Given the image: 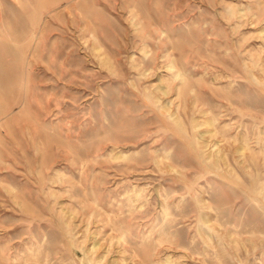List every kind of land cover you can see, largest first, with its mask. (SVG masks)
<instances>
[{
  "label": "rangeland",
  "instance_id": "rangeland-1",
  "mask_svg": "<svg viewBox=\"0 0 264 264\" xmlns=\"http://www.w3.org/2000/svg\"><path fill=\"white\" fill-rule=\"evenodd\" d=\"M263 126L264 0H0V264H264Z\"/></svg>",
  "mask_w": 264,
  "mask_h": 264
},
{
  "label": "bare ground",
  "instance_id": "bare-ground-1",
  "mask_svg": "<svg viewBox=\"0 0 264 264\" xmlns=\"http://www.w3.org/2000/svg\"><path fill=\"white\" fill-rule=\"evenodd\" d=\"M34 25V30L31 32V35H30V38L29 39H31V40H33L37 35V33H36V30H35V27H36V24H33ZM93 32L95 33V30H93ZM97 38V37H96ZM143 48V47H142ZM32 50H33V48H32ZM93 50L95 51V53H96V55L100 58V60H102L104 63H106V64H108L109 66H111L110 65V63H109V59L105 56V54L104 53H102L101 52V50H102V46L100 45V44H98V43H94V46H93ZM144 52L145 53H149V50H146V49H144ZM143 54V53H142ZM144 55V54H143ZM146 56V55H145ZM151 57V56H150ZM135 58V57H134ZM150 59V58H149ZM136 60V59H135ZM250 61H252V60H250ZM151 62V61H150ZM256 62V60L254 61V63ZM241 63V62H240ZM243 63V62H242ZM258 63V62H257ZM150 64V63H149ZM256 64V63H255ZM136 65V64H135ZM142 65V64H141ZM242 65V64H241ZM244 66H245V64H244ZM257 66V65H256ZM168 67L169 68H173V67H175V61H171L169 64H168ZM148 68V67H147ZM245 69H246V67H244ZM254 68V67H253ZM260 67H258V69H259ZM143 69V68H142ZM173 70V69H172ZM171 70V71H172ZM261 70V69H260ZM259 70V71H260ZM168 71V70H167ZM170 71V72H171ZM177 71V70H176ZM175 71V72H176ZM252 71V70H251ZM255 70H253V72H254ZM257 73V72H256ZM261 73V72H260ZM171 74H172V72H171ZM176 74V76H180L181 75V73H175ZM138 75V74H137ZM142 75L143 76H147V73H146V70L145 69H143L142 70ZM219 75V74H218ZM262 75V74H261ZM172 76H174V75H172ZM177 77V78H178ZM216 77V76H215ZM221 79V78H220ZM213 80H214V77H213ZM220 81V80H219ZM168 82V81H167ZM170 85V84H169ZM183 87V86H182ZM144 88V87H143ZM163 87H160V89H162ZM164 89V88H163ZM182 90V89H181ZM163 91V93H167L166 92V90H162ZM149 93V92H148ZM180 93H181V91H180ZM143 94V93H142ZM147 95V94H146ZM146 97V96H145ZM148 97V96H147ZM153 97V96H152ZM159 99H160V96H157V101H159ZM229 100V99H228ZM233 100V99H232ZM198 102V101H197ZM159 105V104H158ZM165 108H166V110H168L169 111V106H165ZM226 108V107H225ZM169 115H170V117H172V119H173V121L174 122H176L178 125H181V123H182V121H181V118H180V115H176V114H174V113H172V112H170L169 111ZM169 117V116H168ZM209 118V117H208ZM240 118V117H239ZM217 120V119H216ZM207 124L208 125H211L212 124V121H207ZM215 124H216V122H215ZM218 124V123H217ZM228 125H229V123H228ZM231 125V124H230ZM237 126V125H236ZM256 126V125H255ZM258 126V125H257ZM226 127V126H225ZM242 127V126H241ZM259 127V126H258ZM264 127V126H263ZM219 128V127H218ZM236 128V127H235ZM248 128V127H247ZM243 130V129H242ZM243 131H245V130H243ZM259 131V130H258ZM206 132H211V130H207ZM238 132V131H237ZM236 132V133H237ZM246 132V131H245ZM251 132V131H250ZM226 134V133H225ZM242 134V133H241ZM246 134V133H245ZM231 135V134H230ZM239 136V135H238ZM259 136V135H258ZM247 137V136H246ZM239 138V137H238ZM250 138V137H249ZM244 139V138H243ZM245 141H247V140H245ZM245 143V142H244ZM243 144V143H242ZM261 144H262V142H261ZM258 145H259V143H258ZM191 146V145H190ZM197 147V146H196ZM249 147V146H248ZM247 148V145L246 144H244V145H242L239 149H238V151H239V153H240V156H243V154H244V150ZM252 148V147H251ZM248 149H250V147L248 148ZM257 149V148H256ZM263 149V148H262ZM264 151V150H263ZM201 152V151H200ZM203 152H204V150H203ZM214 152H216L217 153V156L219 157V158H224V156L221 154L222 153V149L219 147V145L218 144H215L214 145ZM257 152V151H256ZM199 153V152H198ZM205 154V153H204ZM203 154V155H204ZM219 154V155H218ZM128 155V154H127ZM124 156V155H123ZM122 156V157H123ZM204 157V156H203ZM257 157V156H256ZM248 160V159H247ZM204 162V161H203ZM220 162V161H219ZM250 163V162H249ZM257 163V162H256ZM207 164H209V163H207ZM133 165V164H132ZM221 165V164H220ZM252 165V164H251ZM258 165V164H257ZM204 166V165H203ZM213 166V165H212ZM251 167V166H250ZM254 167V166H253ZM212 168V167H211ZM221 168V167H220ZM255 168V167H254ZM262 168V167H261ZM260 168V169H261ZM252 169V168H251ZM208 170H210L211 171V169H208ZM222 171V170H221ZM263 171V170H262ZM213 173H216V172H213ZM244 173V172H243ZM242 173V174H243ZM258 173H259V170H258ZM217 174V173H216ZM240 174V173H239ZM256 174V173H255ZM213 175V174H212ZM215 175V174H214ZM244 175V174H243ZM253 175V174H252ZM261 175V174H260ZM229 176V175H228ZM234 176V175H233ZM210 177V176H209ZM242 177V176H241ZM246 177V176H245ZM223 178V177H222ZM226 178V177H225ZM229 178H231L230 176H229ZM235 178V177H234ZM259 178V177H258ZM228 179V178H227ZM232 179V178H231ZM251 179V178H250ZM218 180V179H217ZM261 181V180H260ZM223 182V181H222ZM252 182H254V181H252ZM257 183V182H256ZM243 184V183H242ZM263 184H264V182H263ZM257 185H259V184H257ZM241 186V185H240ZM199 187V186H198ZM259 187H261V186H259ZM264 187V186H263ZM262 187V188H263ZM196 188V187H195ZM208 188V187H207ZM241 188V187H240ZM199 189V188H198ZM201 189V188H200ZM199 189V190H200ZM248 189V188H247ZM255 189V188H254ZM261 189V188H260ZM138 191V190H137ZM237 191V190H236ZM253 191V190H252ZM256 191V190H255ZM136 192V191H135ZM209 192V191H208ZM262 192V191H261ZM264 192V191H263ZM211 193V192H210ZM234 193V192H233ZM256 194V193H255ZM140 195V194H139ZM213 195V194H212ZM261 195H264V194H261ZM242 196V195H241ZM241 196H239V197H241ZM256 196V195H255ZM239 197H238V199H239ZM244 197V196H243ZM243 197H241V198H243ZM259 197H260V195H259ZM184 198V197H183ZM258 198V197H257ZM262 198H264V197H262ZM195 199V198H194ZM250 199V198H249ZM248 199V200H249ZM247 200V201H248ZM251 200V199H250ZM262 200V199H261ZM233 201V200H232ZM244 201V200H243ZM249 202V201H248ZM259 202V201H258ZM261 202V201H260ZM242 203V202H241ZM256 203V202H255ZM263 203V202H262ZM162 204V203H161ZM195 204V203H194ZM199 204V203H198ZM243 204V203H242ZM246 204V203H245ZM196 205V204H195ZM200 205V204H199ZM252 205H253V203H252ZM261 205V204H260ZM163 206V205H162ZM256 206H257V204H256ZM163 207H165V206H163ZM250 207V206H249ZM251 207H253V206H251ZM248 208V207H247ZM253 208H255V207H253ZM264 208V207H263ZM258 210V209H257ZM200 211V210H199ZM204 211V210H203ZM206 211V210H205ZM215 212H216V209L214 210ZM200 212H202V211H200ZM255 212V211H254ZM264 212V211H263ZM210 213V212H209ZM262 213V212H261ZM253 214V213H252ZM256 214H258V213H256ZM215 215V214H214ZM213 215V216H214ZM257 217V216H256ZM258 217H259V215H258ZM230 218V217H229ZM254 218V217H253ZM254 220H256V219H253L252 221L254 222ZM210 222V220L208 219V218H206V217H204L203 218V223L204 224H207L208 225V223ZM257 222V221H256ZM229 224V223H228ZM197 225V224H196ZM198 226V225H197ZM205 226V225H204ZM233 227V226H232ZM231 227V228H232ZM234 228V227H233ZM204 229V228H203ZM208 229H209V231H207V235H208V237L210 238V239H213V236L211 235V233H210V231L212 232V230L214 229L213 227H211V226H209L208 225ZM205 230V229H204ZM207 230V229H206ZM233 230V229H232ZM215 232V231H214ZM235 232H236V230H235ZM245 232H246V229H245ZM218 234V233H217ZM196 235H197V230H196ZM251 235H253V234H251ZM254 236V235H253ZM216 238V237H215ZM221 238V237H220ZM217 239V238H216ZM218 240V239H217ZM217 240H215V241H217ZM221 240V239H220ZM221 242V241H220ZM212 244H213V242H212ZM218 245H219V242L217 243ZM221 244V243H220ZM222 245V244H221ZM240 245V244H239ZM227 246V245H226ZM225 246V247H226ZM261 247V246H260ZM263 247V246H262ZM257 249V248H256ZM228 250V249H227ZM253 252H255V251H253ZM254 254V253H253ZM30 257V256H29ZM35 257V256H34ZM170 258V257H169ZM264 260V259H263ZM168 261V260H167ZM169 262V261H168ZM175 262H177V261H175Z\"/></svg>",
  "mask_w": 264,
  "mask_h": 264
}]
</instances>
